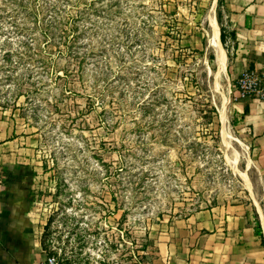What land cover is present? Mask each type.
Segmentation results:
<instances>
[{"label":"rangeland","instance_id":"obj_1","mask_svg":"<svg viewBox=\"0 0 264 264\" xmlns=\"http://www.w3.org/2000/svg\"><path fill=\"white\" fill-rule=\"evenodd\" d=\"M223 5L0 0V125L33 137L45 257L150 264L178 220L222 204L264 208L210 45Z\"/></svg>","mask_w":264,"mask_h":264},{"label":"crops","instance_id":"obj_2","mask_svg":"<svg viewBox=\"0 0 264 264\" xmlns=\"http://www.w3.org/2000/svg\"><path fill=\"white\" fill-rule=\"evenodd\" d=\"M222 8L221 73H226L233 96L242 71L264 67V0H224ZM232 96V113L245 146V169H254L264 187V103L234 101ZM32 138L0 125V264H40L45 258L32 206L36 183ZM258 201L250 206L216 205L176 221L155 243L150 264H264V208Z\"/></svg>","mask_w":264,"mask_h":264},{"label":"built area","instance_id":"obj_3","mask_svg":"<svg viewBox=\"0 0 264 264\" xmlns=\"http://www.w3.org/2000/svg\"><path fill=\"white\" fill-rule=\"evenodd\" d=\"M234 101L251 99L264 103V67L245 69L235 83ZM40 264H57L55 257L46 256Z\"/></svg>","mask_w":264,"mask_h":264},{"label":"bare ground","instance_id":"obj_4","mask_svg":"<svg viewBox=\"0 0 264 264\" xmlns=\"http://www.w3.org/2000/svg\"><path fill=\"white\" fill-rule=\"evenodd\" d=\"M220 44L221 43L219 40L218 26H217V23L215 22L214 17H212V26L210 28V45L216 46L215 48L217 52V61L219 64V71L221 72L222 68L224 67V53L223 51L221 52L222 46ZM220 119H221V124H222V135L224 138H226L227 132H226V116H225V106L224 105L220 110Z\"/></svg>","mask_w":264,"mask_h":264},{"label":"trees","instance_id":"obj_5","mask_svg":"<svg viewBox=\"0 0 264 264\" xmlns=\"http://www.w3.org/2000/svg\"><path fill=\"white\" fill-rule=\"evenodd\" d=\"M221 40H222V42H224L223 28H221ZM256 233L258 235H261V231L259 229V226H256Z\"/></svg>","mask_w":264,"mask_h":264}]
</instances>
